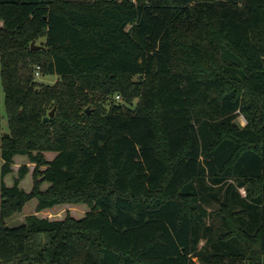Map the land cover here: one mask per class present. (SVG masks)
Segmentation results:
<instances>
[{
    "label": "trees",
    "instance_id": "trees-1",
    "mask_svg": "<svg viewBox=\"0 0 264 264\" xmlns=\"http://www.w3.org/2000/svg\"><path fill=\"white\" fill-rule=\"evenodd\" d=\"M0 86V264H264V0H0Z\"/></svg>",
    "mask_w": 264,
    "mask_h": 264
},
{
    "label": "rangeland",
    "instance_id": "rangeland-1",
    "mask_svg": "<svg viewBox=\"0 0 264 264\" xmlns=\"http://www.w3.org/2000/svg\"><path fill=\"white\" fill-rule=\"evenodd\" d=\"M44 42V38H40L37 41L38 45H41ZM37 68V67H36ZM35 78L37 80V82L39 83H43V84H50L53 85L58 77L57 76H43L41 71H40V75L36 76ZM5 94L3 91V87L0 86V113L2 115V128L4 132L8 131V119H7V114H6V109H5ZM115 101H123L122 96L118 97V95L116 94L114 97ZM138 102V99L134 100L133 105L131 106H135V104ZM91 107H87V109L90 110ZM54 110V111H53ZM53 111V115L50 117V119L47 121L49 122L56 113V107H52L50 110H48L46 117H49L50 112ZM237 121L242 124L245 125L247 123L246 118L243 114H240L239 117L237 118ZM54 154L53 153H47L46 157L48 159L52 158ZM28 159L26 157H16L15 159V166H14V171L12 173V175L7 176L5 178V181L8 185L12 184L14 181V178L18 175V168L21 164L27 162ZM33 164H31V170H33ZM23 188L26 190H30L33 182H32V175L30 173L29 176H27V178L23 181L22 183ZM47 185L44 184L43 187L45 188ZM241 193L245 194L246 191L244 188H241ZM90 208L86 205V204H79V205H75V206H71V205H61V206H56L50 210H45L43 212H40L38 214V216L40 217H48L51 219H62L66 216L67 213H70L71 215H73L76 218H81L85 215V213L89 210ZM36 201H31L29 203H27V205L25 206L24 210L21 212H16L14 213L11 217L7 218L6 220V224L10 227L13 226H17L19 224H21L22 222L25 221V218L28 214H32V213H36ZM209 222H213L214 224L217 222V218L212 217L208 219ZM197 260V259H195ZM196 264H201L198 260L196 261Z\"/></svg>",
    "mask_w": 264,
    "mask_h": 264
},
{
    "label": "water",
    "instance_id": "water-1",
    "mask_svg": "<svg viewBox=\"0 0 264 264\" xmlns=\"http://www.w3.org/2000/svg\"><path fill=\"white\" fill-rule=\"evenodd\" d=\"M31 46H32V49H38V48L43 47V46H41V45L36 44L35 42H32V43H31ZM53 111H54V110H53ZM53 111L50 112L49 117H45V118H44V121H45V122L48 121V120L50 119V117L53 115ZM87 112H89V109H87Z\"/></svg>",
    "mask_w": 264,
    "mask_h": 264
},
{
    "label": "built area",
    "instance_id": "built-area-1",
    "mask_svg": "<svg viewBox=\"0 0 264 264\" xmlns=\"http://www.w3.org/2000/svg\"><path fill=\"white\" fill-rule=\"evenodd\" d=\"M35 75H36V76H39V75H40V67H39V66H38L37 69H36V73H35ZM118 97H120V96L118 95Z\"/></svg>",
    "mask_w": 264,
    "mask_h": 264
}]
</instances>
